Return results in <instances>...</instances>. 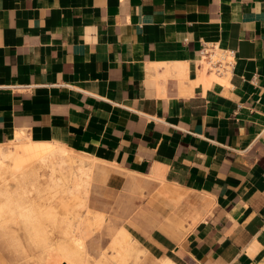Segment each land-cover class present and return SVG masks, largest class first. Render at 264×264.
<instances>
[{"label":"crops","instance_id":"crops-1","mask_svg":"<svg viewBox=\"0 0 264 264\" xmlns=\"http://www.w3.org/2000/svg\"><path fill=\"white\" fill-rule=\"evenodd\" d=\"M18 132L95 158L141 264H264V0H0V145Z\"/></svg>","mask_w":264,"mask_h":264},{"label":"bare ground","instance_id":"bare-ground-1","mask_svg":"<svg viewBox=\"0 0 264 264\" xmlns=\"http://www.w3.org/2000/svg\"><path fill=\"white\" fill-rule=\"evenodd\" d=\"M211 78L220 80L215 72ZM94 164L88 154L57 141L32 139L24 132L2 144L3 242L24 254L38 250L39 258L49 264H141L148 251L124 227L99 254L89 248L92 233L84 224V212L90 207ZM156 261L176 264L168 257Z\"/></svg>","mask_w":264,"mask_h":264},{"label":"rangeland","instance_id":"rangeland-1","mask_svg":"<svg viewBox=\"0 0 264 264\" xmlns=\"http://www.w3.org/2000/svg\"><path fill=\"white\" fill-rule=\"evenodd\" d=\"M88 198L89 206L93 210L102 212L105 218V222L99 228V221L94 215L93 210L89 207L84 212V224L88 227V231L92 233V237L89 240V248L98 247L97 240H100V249H105L109 244L107 227L112 224L115 227L126 224V217L120 211L121 208L117 204L115 195L106 192L96 180L93 182ZM26 253L24 254L16 248L11 247V245L4 243L0 238V264H37L38 261V264H49L47 263L48 260H41L39 258L40 254H38V250L28 249ZM61 264L67 263L62 262Z\"/></svg>","mask_w":264,"mask_h":264},{"label":"built area","instance_id":"built-area-1","mask_svg":"<svg viewBox=\"0 0 264 264\" xmlns=\"http://www.w3.org/2000/svg\"><path fill=\"white\" fill-rule=\"evenodd\" d=\"M201 56L206 60L209 69L217 73L233 71L235 54L228 49L220 48L217 43L202 41Z\"/></svg>","mask_w":264,"mask_h":264}]
</instances>
